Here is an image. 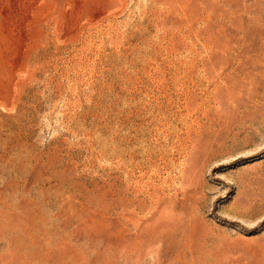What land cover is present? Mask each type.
<instances>
[{
  "label": "rangeland",
  "instance_id": "rangeland-1",
  "mask_svg": "<svg viewBox=\"0 0 264 264\" xmlns=\"http://www.w3.org/2000/svg\"><path fill=\"white\" fill-rule=\"evenodd\" d=\"M0 264H264V0H0Z\"/></svg>",
  "mask_w": 264,
  "mask_h": 264
}]
</instances>
